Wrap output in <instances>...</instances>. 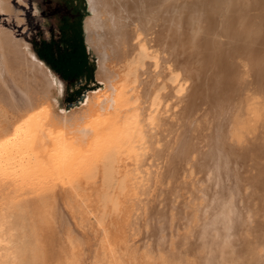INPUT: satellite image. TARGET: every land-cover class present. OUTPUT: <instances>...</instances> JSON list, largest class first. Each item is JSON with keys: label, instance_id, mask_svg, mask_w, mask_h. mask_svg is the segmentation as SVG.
Masks as SVG:
<instances>
[{"label": "bare ground", "instance_id": "obj_1", "mask_svg": "<svg viewBox=\"0 0 264 264\" xmlns=\"http://www.w3.org/2000/svg\"><path fill=\"white\" fill-rule=\"evenodd\" d=\"M80 7L101 85L70 107H59L61 80L29 43L0 27V97L25 108L0 130V179L71 183L102 156L105 176H117V192L138 211L154 188L156 160L165 175L183 179L231 166L246 197L243 224L263 218L264 0H81ZM0 12L19 14L10 0H0ZM159 75L172 80L168 90L157 88Z\"/></svg>", "mask_w": 264, "mask_h": 264}, {"label": "rangeland", "instance_id": "obj_2", "mask_svg": "<svg viewBox=\"0 0 264 264\" xmlns=\"http://www.w3.org/2000/svg\"><path fill=\"white\" fill-rule=\"evenodd\" d=\"M48 1L10 0L19 14L16 17L0 12V27L8 28L16 37L28 42L36 57L34 44L41 38H56L58 33L54 44L59 50L62 46L70 47L69 50L75 48L78 60L88 54V61L94 63L89 85L99 87L101 84L95 77L97 58L85 41L83 21L87 12L80 7L81 0L73 2L81 10L82 26L79 14L73 9L66 17L59 16L56 10L51 11L52 15L48 12L51 7L63 6V0H54L58 4ZM118 66L121 68L123 64ZM118 66L114 69L119 70ZM83 71L90 77L91 67ZM56 76L63 85L59 107H70L63 100L66 84ZM158 78L159 91H166L169 84H173L168 76L165 80L162 75ZM79 82H84V77ZM24 109L21 104L0 97V130H7ZM96 158L88 176L77 171L73 175L75 180L71 177V183L70 179L59 181L50 177V181L47 177L31 181L38 183L35 187L31 183L19 185V181L0 179V220L3 224L0 237L4 236L1 240L5 242L0 241V264L5 259L9 260L7 264H103L104 260H107L104 264H112L109 262L115 259L114 264H264V217L255 216L243 224L242 210L245 208L241 201L246 197L233 167L218 170L207 178L208 172L193 170L185 180L182 176L165 175L156 160V165H152L154 168L151 167L156 184H152L154 188L151 186L144 195L146 199L141 202V208L135 212L131 201H126L127 197L117 192V176L114 173L111 177L105 176L107 159ZM119 199L123 203L126 201L125 204ZM119 201L123 205L121 208L116 206ZM119 237L123 242H117ZM114 248L120 251L117 253ZM102 249L104 253H101ZM111 249L116 250L117 256L121 254L120 257L110 253L114 252ZM8 253L11 258L5 257ZM100 259L104 260L99 262Z\"/></svg>", "mask_w": 264, "mask_h": 264}, {"label": "trees", "instance_id": "obj_3", "mask_svg": "<svg viewBox=\"0 0 264 264\" xmlns=\"http://www.w3.org/2000/svg\"><path fill=\"white\" fill-rule=\"evenodd\" d=\"M52 1L58 4V2H55L54 0ZM62 2H64L63 6L58 5L56 9L51 7V10L49 9L48 12L52 15V12L56 10L59 16L66 17L69 15V12H71L70 9H73L77 14H79L81 25L82 14L78 4L74 3L73 0H63ZM65 3H69V5L67 4L68 6H66ZM57 38L58 33L56 38H41L38 44H34V50L38 58L42 59L48 67L65 82L66 88L63 100L66 104L71 106L75 102L83 99L84 92L86 90L95 88V86L89 85L93 79L94 63H90L88 61L87 53H85V56L81 60H78L75 48L69 50L70 47L65 49V47L62 46L61 50H59L58 46L54 44ZM88 67H91L90 77H86L83 71V69ZM82 77H84V82L80 83L79 80Z\"/></svg>", "mask_w": 264, "mask_h": 264}]
</instances>
